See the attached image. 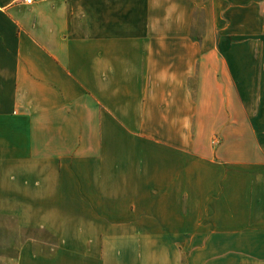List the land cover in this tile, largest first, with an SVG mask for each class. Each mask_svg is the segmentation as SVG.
Instances as JSON below:
<instances>
[{"label":"crops","instance_id":"crops-1","mask_svg":"<svg viewBox=\"0 0 264 264\" xmlns=\"http://www.w3.org/2000/svg\"><path fill=\"white\" fill-rule=\"evenodd\" d=\"M199 7L207 19H253L249 28H222L221 44L207 37L205 50L221 79L225 113L250 116L261 156L237 157V190L232 202L227 194L223 222L238 231L222 238L225 249L154 251L142 264H264V0H0V244L7 221L28 231L31 245L28 254L20 248L19 264H68L75 234L78 243H102L109 219L95 212H115L120 199L136 209L144 194L151 201V186L167 172L164 195L172 186L176 193L179 144L134 139V118L145 114L165 76L181 88L183 44L197 60ZM125 136L132 154L119 149ZM213 160L202 159L207 170ZM102 179L109 180L104 189ZM39 243L59 245L39 254ZM4 257L0 248V264Z\"/></svg>","mask_w":264,"mask_h":264},{"label":"rangeland","instance_id":"rangeland-1","mask_svg":"<svg viewBox=\"0 0 264 264\" xmlns=\"http://www.w3.org/2000/svg\"><path fill=\"white\" fill-rule=\"evenodd\" d=\"M195 14L192 37L198 40V55L196 61L190 60L189 44H183L185 58L181 66V88L178 89L179 84H173L165 76L164 82L155 84L156 93L151 92V97L143 105L145 114L134 118V139L138 136L155 137L171 145L179 144L176 148L179 147L181 151V179L179 184L176 181V193L172 186L171 194L164 195L163 187H168L170 181L167 172L164 179L159 177L157 183L151 186V201H148L145 194L141 195L142 201L136 205L142 209H135V203L127 200L122 202L120 199L115 212L96 211V215L100 213L103 220L109 219L101 229L103 242L78 243V236L75 234L72 237L75 240L69 243L71 253L67 259L68 264H142V260L148 254L151 256L154 251L169 252L178 248L187 254L207 244L208 249L221 251L220 249H225L221 247L222 238H231V234H237V228L234 231L232 226L227 227L223 222L226 217L224 207L228 200L227 194L230 196L229 202H232L231 194L237 190L236 160L238 156L246 160L260 158L261 151L248 129L252 122L250 116L225 113L227 102L221 98V79L210 67L213 64L212 56L205 49L207 37L210 44L213 41L221 44L222 28L231 30L238 25L249 28L252 27L253 19L251 16L243 21L236 16L225 20L207 19L203 7H199ZM209 30L210 33H207ZM231 103L234 106V100ZM122 138L120 144L123 147L119 149L124 154L125 151L132 154V137ZM212 157L214 162L208 165L207 170L202 159ZM170 159L172 162V158ZM170 164L173 168V164ZM177 168L176 165V171ZM197 175L200 178L198 181ZM108 183V179H102V189ZM195 186H198L197 191ZM234 213L237 214L236 211ZM235 215L231 212L230 218L236 219ZM195 219L199 220L197 227L193 226ZM10 224L7 221L5 241L0 244V248L5 255L4 264H19L18 252L21 248L23 254H28L31 244L27 240L31 236L24 229L19 233L18 228L15 231L14 227H8ZM61 229L65 232L68 227ZM88 229L92 231V228L86 230ZM72 230L76 231L77 226L70 227L74 234ZM210 234L213 235L212 241L205 243L207 238H211L208 236ZM153 236H169L171 243L164 242V239L163 243L151 242L152 239L148 237ZM58 245L39 243L37 252L45 253V246L48 250H56ZM100 245L101 248L97 249ZM95 246L97 248L93 250ZM77 248L85 250L84 258L81 253L78 255ZM32 251L36 252L35 244ZM213 259L218 261L215 257ZM29 261V257L24 260Z\"/></svg>","mask_w":264,"mask_h":264},{"label":"built area","instance_id":"built-area-1","mask_svg":"<svg viewBox=\"0 0 264 264\" xmlns=\"http://www.w3.org/2000/svg\"><path fill=\"white\" fill-rule=\"evenodd\" d=\"M16 1L20 2V3L24 4V5H31L37 0H16Z\"/></svg>","mask_w":264,"mask_h":264}]
</instances>
